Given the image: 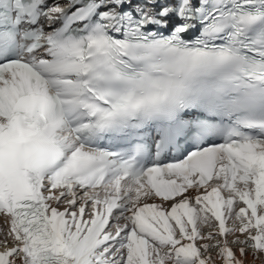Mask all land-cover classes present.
Returning <instances> with one entry per match:
<instances>
[{"label": "snow or ice", "instance_id": "snow-or-ice-1", "mask_svg": "<svg viewBox=\"0 0 264 264\" xmlns=\"http://www.w3.org/2000/svg\"><path fill=\"white\" fill-rule=\"evenodd\" d=\"M0 217V264L264 257V0H0Z\"/></svg>", "mask_w": 264, "mask_h": 264}, {"label": "bare ground", "instance_id": "bare-ground-1", "mask_svg": "<svg viewBox=\"0 0 264 264\" xmlns=\"http://www.w3.org/2000/svg\"><path fill=\"white\" fill-rule=\"evenodd\" d=\"M192 194H194V193H192ZM205 231H207V229H205ZM228 239H229V243L231 244V241L233 239H235V237L230 236V237H228ZM232 247L235 249L238 247V245H232ZM213 255L215 256V253H213ZM249 260H251V257H249ZM262 261H264V257H261L259 260H257L255 262V264H262ZM217 264H220V262L218 261Z\"/></svg>", "mask_w": 264, "mask_h": 264}]
</instances>
